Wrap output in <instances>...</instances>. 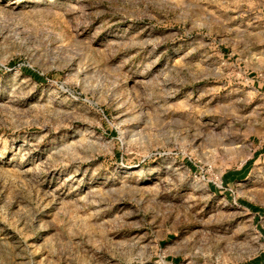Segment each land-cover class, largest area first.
Instances as JSON below:
<instances>
[{
	"label": "rangeland",
	"instance_id": "1",
	"mask_svg": "<svg viewBox=\"0 0 264 264\" xmlns=\"http://www.w3.org/2000/svg\"><path fill=\"white\" fill-rule=\"evenodd\" d=\"M260 256L264 0H0V264Z\"/></svg>",
	"mask_w": 264,
	"mask_h": 264
},
{
	"label": "trees",
	"instance_id": "2",
	"mask_svg": "<svg viewBox=\"0 0 264 264\" xmlns=\"http://www.w3.org/2000/svg\"><path fill=\"white\" fill-rule=\"evenodd\" d=\"M30 72L33 74L34 78H41V76L38 75L37 73H33L32 71H30ZM240 172H243V169L240 170V171H234L232 173L226 174L225 178L227 179L229 177V175L231 174L232 175V179H236L235 177H237V175L240 174ZM244 172L246 173V169H245ZM261 261H262V256L253 259L252 261L248 262L247 264H260Z\"/></svg>",
	"mask_w": 264,
	"mask_h": 264
}]
</instances>
